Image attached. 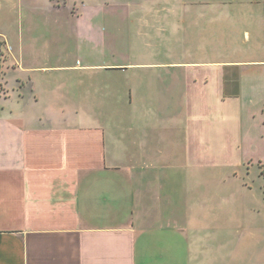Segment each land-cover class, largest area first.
I'll use <instances>...</instances> for the list:
<instances>
[{
	"label": "crops",
	"instance_id": "obj_1",
	"mask_svg": "<svg viewBox=\"0 0 264 264\" xmlns=\"http://www.w3.org/2000/svg\"><path fill=\"white\" fill-rule=\"evenodd\" d=\"M172 1L31 0L0 33V264L243 263L252 230L208 220L264 149V0ZM246 23L252 59L210 60Z\"/></svg>",
	"mask_w": 264,
	"mask_h": 264
},
{
	"label": "rangeland",
	"instance_id": "obj_2",
	"mask_svg": "<svg viewBox=\"0 0 264 264\" xmlns=\"http://www.w3.org/2000/svg\"><path fill=\"white\" fill-rule=\"evenodd\" d=\"M30 1L31 0H0V33L2 32L9 36V38L14 37L15 39L18 37L20 38L23 34V37L25 38L26 27L25 24L19 23V20L21 19V13H25V7ZM32 1L33 3L39 4L44 2V0ZM109 1L121 2V0ZM186 1L188 2L190 0ZM209 1L210 4H212L210 5V8H213V4L222 5L226 9L235 6L237 7V2H235V0ZM171 2L174 1L171 0ZM176 2H180V0H176ZM213 13L214 11H211L210 9V16ZM234 14H238V11H235ZM245 14H247V11ZM13 15H15L18 22L10 25L7 21L10 18L13 19ZM22 26H24L23 29ZM243 26L235 29L233 35L230 29H224V33L222 34L225 38V42L222 47H218L219 52L210 49V60L252 59L249 53L248 44V39H250V35H248L249 28L247 23ZM177 32L179 41V28L177 29ZM2 42L3 40L0 39V63L3 62L6 53V48H4ZM177 55L179 58L181 57L179 49H177ZM190 56L191 53H188L186 58L190 59ZM1 67H3V64ZM0 77L3 78V76ZM252 94L251 98L254 102L262 103L264 92L257 91ZM245 159L241 162L243 164L245 163V166L237 171L239 177L241 176V182H238L240 186L238 184L234 185L236 181H233V186H228L226 189L229 194H232L233 201L224 205L219 217L209 219L208 222L210 225L224 227L226 229H237L243 232L246 230H252L249 235L242 238L240 248L242 249V253L245 251L243 253V255H245L242 264H264V149L261 153L253 152L252 154L247 155Z\"/></svg>",
	"mask_w": 264,
	"mask_h": 264
}]
</instances>
